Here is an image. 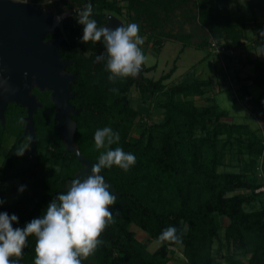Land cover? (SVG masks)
Returning <instances> with one entry per match:
<instances>
[{
    "label": "trees",
    "instance_id": "obj_1",
    "mask_svg": "<svg viewBox=\"0 0 264 264\" xmlns=\"http://www.w3.org/2000/svg\"><path fill=\"white\" fill-rule=\"evenodd\" d=\"M119 1L71 0L66 6L73 9L91 3V18L101 26L106 22L104 12L122 16ZM126 1L133 21L155 27L160 18L187 0ZM246 1L252 14L259 12L264 16V0ZM237 2L196 0L199 23L219 45L233 51L241 47L243 37L229 8ZM79 30L73 19L65 17L61 28L55 27L46 36L50 40L61 38V58L72 61L65 70L77 76L71 84L74 95L70 99L76 110L71 114L76 122L74 142L82 155L96 163L104 149L95 148L94 133L108 126L120 134L119 143L111 147H121L136 157V163L128 171L116 166L102 170V175L115 187L117 200L111 210L119 209L120 214L101 234L103 243L82 264H167L169 252L173 253L168 246L176 244L159 243L153 251L148 249V244L157 241L161 231L169 226H175L178 234L182 233L184 261L178 264H264V205L245 209V205L264 195L254 192L261 185L256 172L260 158L264 173V145L257 128L221 120L226 111L208 98L205 104H196L195 98L203 96L211 87L208 79L189 75L178 83H165L174 73L175 65L157 80L141 76L109 82L104 65L94 63L95 57L104 52L103 44L78 41ZM152 41L160 46V33ZM254 42L261 49L262 57L245 59L253 69L245 81L264 92V38L259 36ZM78 47L90 50V55H79ZM132 87L137 88L147 106H132L127 96ZM246 87L239 83V94H247ZM114 88L118 91L111 90ZM34 93L42 103L33 115L34 146L17 156L15 153L22 149V141L16 139L5 148L0 129V182L18 179L16 192L20 186H26L15 200L0 205V212L19 218L13 227H23L39 217L82 167L75 154L65 150L62 136L54 128L55 107L50 92L35 88ZM151 101L161 109V119L144 123L140 117L150 114ZM249 103L257 106L258 100L251 98ZM10 105L21 110L19 117L11 116V121L19 119L20 122L25 109ZM20 134L21 130L18 137ZM231 148H235L232 154L241 162L239 170H220L225 165V151ZM241 190L248 192H238ZM221 217L228 220L224 226ZM131 225L144 231L148 241L138 240ZM35 243L34 236L27 238L19 264H33Z\"/></svg>",
    "mask_w": 264,
    "mask_h": 264
},
{
    "label": "rangeland",
    "instance_id": "obj_2",
    "mask_svg": "<svg viewBox=\"0 0 264 264\" xmlns=\"http://www.w3.org/2000/svg\"><path fill=\"white\" fill-rule=\"evenodd\" d=\"M20 1H26L30 4L50 10L56 15L63 14L64 18L70 17L73 19L80 29L76 39L81 42L83 30L82 26L77 23L76 18H78V13L84 9L83 5L79 8L69 9L66 5L71 0ZM119 4L122 5L123 14L118 18L123 21V25L137 23L140 26L139 34L145 37V43L141 47L147 56V60L143 64L144 68L141 76L157 80L175 65L176 69L174 73L169 79L165 80L167 84L178 83L189 75H199L202 78L208 79L211 82V87L203 96L195 98L196 104L203 105L208 98L220 109L226 111V116L221 118V120L247 123L250 127L254 129L257 128L258 133L264 135V92L259 86L253 85L250 81H245L253 71L252 66L245 63V59L248 57H262L261 49L255 46L254 42L255 39L260 36V31L264 30V16H262L261 13L252 14L246 0H238L237 3L230 4L229 8L232 17L238 28L241 29L243 35L241 38L242 45L236 49L233 54L218 55L210 46L211 42L214 40L212 34L199 23L196 0L182 2L179 7L167 13L165 18H160L159 23L155 27L146 24V22L133 21L131 19L132 13L126 8V0L119 1ZM104 13L107 15L109 12ZM160 15L164 17V14ZM62 20L58 24L59 28H61ZM159 33L162 44L157 46L153 44L152 37L154 35H159ZM77 53L81 56H88L90 55V50L78 47ZM239 83L247 85L246 88L249 91L247 93L248 95L246 93L239 94ZM127 96L133 107L140 108L141 106H147L140 97L137 88L132 87ZM251 98L258 100L257 106H253L249 103ZM152 103L148 106L150 114H142L140 121L144 123H154L161 119V109L155 103ZM10 108L9 114L14 115V119L20 114L21 110L15 106ZM15 124L17 125L15 126ZM10 125L13 126V130H15L19 127L20 122L13 120ZM13 140V138L9 140L5 139L3 142L4 147L8 148L13 143ZM23 148L25 147L22 146V149ZM27 151L28 149L25 150L24 153ZM232 153H235V148L225 151L223 159L225 165L222 166L220 170H239L241 162L237 160ZM17 185L18 179L0 182V199H3L5 203L15 200L18 196V192L14 190V187ZM238 192L245 193L248 191L241 190ZM263 205L264 195L262 198L256 199L249 206L245 205V209L261 208ZM227 221L226 217H221L223 226ZM130 228L134 231L135 237L138 240L142 242L148 241V236L144 231L140 230L135 225H131ZM222 233L223 231H221L220 234L222 235ZM158 246L159 243L153 240L148 244V249L153 251ZM214 246L217 247V244ZM168 249L173 253L169 252L170 259L167 264H178L184 261L182 255L183 245L181 243L169 245Z\"/></svg>",
    "mask_w": 264,
    "mask_h": 264
},
{
    "label": "clouds",
    "instance_id": "obj_3",
    "mask_svg": "<svg viewBox=\"0 0 264 264\" xmlns=\"http://www.w3.org/2000/svg\"><path fill=\"white\" fill-rule=\"evenodd\" d=\"M92 14V4L88 3L76 20L82 26V43L103 44L104 52L95 57L94 63L104 65L111 83L138 76L147 60L141 47L145 37L139 34L140 26L137 23L120 24L116 28L98 26L97 21L91 18ZM63 18V14L57 15L56 24ZM259 34L264 38V30ZM3 72L4 69L0 68V73ZM6 84L7 81L0 78V88ZM111 90L118 91L115 88ZM20 122L24 123L22 119ZM93 138L95 148L104 151L91 166L90 173L83 179L79 176L71 179L66 190L53 197L39 217L23 227H13L19 218L15 214L0 212V264H19L29 236L36 240L33 264H82L103 243L101 234L115 223L120 210H111L117 196L101 172L113 166L128 171L136 163V157L121 147H111L120 141L119 132L111 127L97 129ZM27 149L25 147L15 154L22 156ZM25 187L20 186L18 192L22 193ZM4 203L0 199V205ZM157 241L161 245L179 244L182 233L178 234L175 226H169L161 231Z\"/></svg>",
    "mask_w": 264,
    "mask_h": 264
},
{
    "label": "water",
    "instance_id": "obj_4",
    "mask_svg": "<svg viewBox=\"0 0 264 264\" xmlns=\"http://www.w3.org/2000/svg\"><path fill=\"white\" fill-rule=\"evenodd\" d=\"M56 16L52 11L26 1L0 0V68L4 69L0 78L7 81V84L0 88V122L3 126L4 111L9 102L25 107L27 115L23 135L28 133L30 145L34 146L33 115L42 103L31 91L34 87L39 91H49L55 107L54 128L61 134L65 150L74 153L82 165L74 178L79 176L83 179L90 173L94 163L80 153L74 142L76 122L71 114H75L76 110L70 99L74 95L71 84L77 76L64 71V67L72 61L61 58V38L45 40L46 36L58 27ZM120 24H123L120 18L108 13L106 22L101 26L116 28ZM143 68L142 65L139 75L135 78L141 77ZM104 179L115 193V187L105 177ZM68 183L70 180L62 187L63 190H66Z\"/></svg>",
    "mask_w": 264,
    "mask_h": 264
},
{
    "label": "flooded vegetation",
    "instance_id": "obj_5",
    "mask_svg": "<svg viewBox=\"0 0 264 264\" xmlns=\"http://www.w3.org/2000/svg\"><path fill=\"white\" fill-rule=\"evenodd\" d=\"M45 40L46 41H51L50 39H47V38H45ZM53 40V39H52ZM64 71H66L65 70V67H64ZM68 72V71H67ZM34 89H35V87L32 89V91H31V93H33V94H35L34 93ZM11 103H13V102H9L7 105H6V108H5V111H4V117H5V122H4V125L2 126L1 125V122H0V129L3 131V141H5V139H10V138H13L14 140H20V141H22V146H24V147H27L28 148V151H29V149L31 148V145H30V138H29V134L28 133H26L25 135H23V131H24V125H25V122H26V120H25V117H26V115H27V110H26V108L25 107H23L22 105H20V104H16V103H13V104H15V105H19L20 107H22V108H24L25 109V114L24 115H22L20 118H22V120L24 121V123H21L20 122V125H19V127H17L15 130H13V126H11L10 124L12 123V119H11V116L13 117L14 115H10L9 113H10V110H11ZM17 121H19V119L17 120ZM18 124V123H17ZM17 124H15V126L17 125ZM7 129V130H6ZM21 130V134H20V136L18 137V132ZM36 133V132H35ZM13 140V141H14ZM27 151V152H28Z\"/></svg>",
    "mask_w": 264,
    "mask_h": 264
},
{
    "label": "built area",
    "instance_id": "obj_6",
    "mask_svg": "<svg viewBox=\"0 0 264 264\" xmlns=\"http://www.w3.org/2000/svg\"><path fill=\"white\" fill-rule=\"evenodd\" d=\"M211 49L218 55L222 54H233V50L230 48H226L224 46H221L218 44L216 40H213L210 44ZM262 144L264 145V135H262ZM256 172H257V177L261 179V185H259L257 188H255L254 192L255 193H263L264 194V173L261 168V158L258 160L257 166H256Z\"/></svg>",
    "mask_w": 264,
    "mask_h": 264
}]
</instances>
